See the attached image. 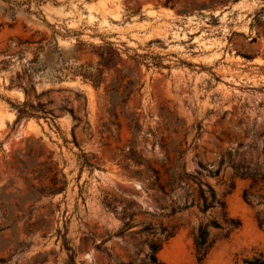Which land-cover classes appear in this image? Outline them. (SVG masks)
I'll use <instances>...</instances> for the list:
<instances>
[{"label":"rangeland","instance_id":"374dc122","mask_svg":"<svg viewBox=\"0 0 264 264\" xmlns=\"http://www.w3.org/2000/svg\"><path fill=\"white\" fill-rule=\"evenodd\" d=\"M155 1L0 0V264H117L140 248L138 261L146 226L166 264L264 259V0L183 14ZM25 101L54 118L18 117Z\"/></svg>","mask_w":264,"mask_h":264},{"label":"trees","instance_id":"16d2710c","mask_svg":"<svg viewBox=\"0 0 264 264\" xmlns=\"http://www.w3.org/2000/svg\"><path fill=\"white\" fill-rule=\"evenodd\" d=\"M178 1L181 0H156L155 1V5H161L163 7H170V8H174L176 3ZM184 6L183 8L179 9L178 12L183 14V13H189L192 12L193 9H205V8H211V9H215L217 7H222L225 5H229L235 2H238L239 0H208V2L205 1H198V0H184ZM262 34L264 35V28L262 30ZM110 50V54L112 56H116L117 60L112 62L110 64V67H115V64L117 61L120 60V57L118 55V53L116 52V50L112 47H109ZM101 55V64L103 65H108L107 63L110 61L109 58L104 57ZM116 71L119 73L121 71V69L119 68H115ZM101 72V69H100ZM130 79L127 81V83L124 85V91L122 93V97H123V101L126 102L127 99H129L133 94L134 91L138 90L135 89V85L137 83L136 79H133V72L129 71L128 72ZM85 77H89V76H85ZM94 82H96L98 84V82H100V80H94ZM121 81L120 79H117L115 81L116 84V88H112V91L110 93V100L111 102H113L115 100V98L117 97V89L118 86L120 85ZM25 93L27 94V90H25ZM14 105V104H12ZM17 108V112H18V117H20V115H26V116H35V117H39L40 115L47 118L50 117L51 119L54 118V114H53V110L52 109H46L45 106L43 104L38 103L37 105H33L31 102H23L21 105H14ZM114 106V105H113ZM68 111L72 114L73 118L76 119L78 122L80 121V118L74 115V110L73 108H69ZM122 113L125 115L126 119L129 120L130 126L136 127V131H138L139 129V123H138V118L135 116V113H126L125 110H122ZM75 126V125H74ZM42 148V147H41ZM85 165L88 166H93V164L88 163V162H84ZM140 161H136V164H140ZM151 169L150 166H148L146 168V170ZM51 170V169H49ZM141 174V172H140ZM173 176L176 177V179L182 178L181 174L179 175V173L174 172ZM144 177L143 181L145 179L150 178V175H148L147 172L144 173ZM158 178V177H157ZM174 180V178H173ZM50 181V185L47 186V193L49 194H54L56 192H59L63 189L62 186H57L58 180L52 176L49 178ZM148 185L152 186L154 185V182H149L147 183ZM46 187H40L37 188L35 187L33 184L30 185V191L31 193L37 192V193H41L44 191ZM209 192V195H206V192ZM199 192H200V198L202 199V205H201V210L205 211L207 210V208H209L213 201L216 199V194L214 189L210 186L207 185V190H205L204 188L200 187L199 188ZM131 204H136L135 201H130ZM103 204L106 208L116 212L115 207L112 202L108 199L105 198V201H103ZM8 207H12L11 204L8 205ZM140 211V210H138ZM122 212V216L120 217V219L124 222V226L127 228H130L132 226V219H133V215L135 214L134 211L131 212H127L125 208H123L121 210ZM146 212V211H143ZM128 217V220L125 221V219ZM211 225H213L214 227H219V224L217 222H215L214 220L210 221ZM141 231L146 232L147 234L151 235V239L149 241L148 244V251L145 253V255L140 259V260H136L137 255L139 254V252L141 251L140 248H137L134 251V254L132 256H130V259L128 261H118L117 264H166L165 262L161 261L158 256H157V252L159 251V249L161 248V242L159 239L154 238V236L156 235L155 230L153 229L152 226H146V228H144V230L142 229ZM208 233L209 230L207 228V225H202L200 224L198 227V231L197 234L195 236V246H196V250H197V259L198 261H201L204 259V257L206 256L208 249L210 247V242L208 241ZM135 247H137V245H135ZM4 261L3 258L0 257V262ZM245 264H264V259H260L259 257H254L253 259H245L244 260Z\"/></svg>","mask_w":264,"mask_h":264}]
</instances>
